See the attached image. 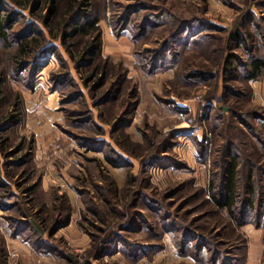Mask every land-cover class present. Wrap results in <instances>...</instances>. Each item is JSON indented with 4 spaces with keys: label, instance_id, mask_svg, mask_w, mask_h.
Returning a JSON list of instances; mask_svg holds the SVG:
<instances>
[{
    "label": "rangeland",
    "instance_id": "rangeland-1",
    "mask_svg": "<svg viewBox=\"0 0 264 264\" xmlns=\"http://www.w3.org/2000/svg\"><path fill=\"white\" fill-rule=\"evenodd\" d=\"M3 1L0 264H264L212 200L230 161L264 185V0Z\"/></svg>",
    "mask_w": 264,
    "mask_h": 264
},
{
    "label": "trees",
    "instance_id": "trees-1",
    "mask_svg": "<svg viewBox=\"0 0 264 264\" xmlns=\"http://www.w3.org/2000/svg\"><path fill=\"white\" fill-rule=\"evenodd\" d=\"M42 0H38V3H41ZM50 3V12L55 13L59 4L64 2L67 7V14L71 15V28L73 29H81L94 27L97 22L94 20L87 19V22H84L81 28L77 27L79 22L83 19V15L86 16L87 12H83L85 10H80L82 7V3L80 0H48ZM19 3V2H18ZM21 5V3L19 4ZM78 13H77V12ZM87 11V10H86ZM74 13H77L74 15ZM22 15L19 14L18 11H10L6 8V4H4L3 0H0V40L8 43L10 41V31L12 29L13 23L15 22V18H19ZM94 21V22H93ZM93 22V24H92ZM30 31V30H29ZM25 32L26 34L29 32ZM76 31V30H75ZM186 31H180L177 33L178 35H182ZM182 33V34H181ZM69 35V34H68ZM35 44L36 51L39 47L37 38L28 39L27 35H22L20 40V49L21 53L25 52L30 45ZM171 51L170 44H166L164 49L160 52L162 54L169 53ZM232 56L230 60L227 62L226 72L231 75L235 73V66L232 62ZM162 58V56L160 57ZM160 60V59H159ZM247 75L245 78L247 80L255 79L260 77L264 71V58L259 56H253L250 59V62L247 64ZM229 167L225 172L224 182L222 189L220 192H213V202L215 205L221 209L225 210L229 218L232 220L238 221L239 224L245 225L247 218L250 214L257 215L258 219H262V215L264 214V185L261 187L259 181L257 180V176H253L255 173V168L253 169L252 176L248 178H244L243 184H241V171L238 169L237 160L230 161L228 163ZM249 164V163H248ZM251 164V163H250ZM243 177V176H242ZM262 189V190H259ZM259 226V225H258Z\"/></svg>",
    "mask_w": 264,
    "mask_h": 264
}]
</instances>
